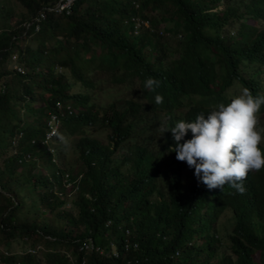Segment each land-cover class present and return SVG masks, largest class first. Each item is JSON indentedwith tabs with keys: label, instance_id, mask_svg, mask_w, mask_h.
Wrapping results in <instances>:
<instances>
[{
	"label": "trees",
	"instance_id": "obj_1",
	"mask_svg": "<svg viewBox=\"0 0 264 264\" xmlns=\"http://www.w3.org/2000/svg\"><path fill=\"white\" fill-rule=\"evenodd\" d=\"M18 1L25 12L11 13L15 22H5L9 27L0 32V264H264V169L243 181L242 194L227 184L209 190L174 152L164 154L158 140L155 149L150 133L144 142L132 135V125L121 130L122 99L107 107L109 123L121 130L113 149L95 167L85 166L77 191L59 198L66 164L51 161L38 137L22 145L11 138L24 120L21 109L37 118L40 109L31 104L36 96L42 99V92L49 94V107L56 99L87 100L66 94L69 84L52 66L77 78L80 69L110 79L141 72L145 58L139 48L149 47L160 60L168 52L166 36L176 33L180 58L200 42L197 20H203V40L213 33L208 21L216 15L206 10L216 0H73L67 13L47 9L56 0ZM138 4L155 27L162 26L159 36L133 35L138 28L129 17ZM0 12L9 13L4 6ZM3 49L14 54L15 62L5 59ZM224 51L215 63L224 66L229 54L231 69L219 72L227 84L240 77L242 51L237 46ZM39 67L48 73L27 74ZM62 121L72 134L71 118ZM137 150L141 154L134 159L130 153ZM131 177L138 189L132 188ZM67 201L70 207L64 208ZM224 215L227 221L219 223Z\"/></svg>",
	"mask_w": 264,
	"mask_h": 264
},
{
	"label": "clouds",
	"instance_id": "obj_2",
	"mask_svg": "<svg viewBox=\"0 0 264 264\" xmlns=\"http://www.w3.org/2000/svg\"><path fill=\"white\" fill-rule=\"evenodd\" d=\"M206 12L216 15L208 21L213 33L203 40V20H197L200 42L184 56L178 58L177 54L180 33L172 34L176 39V55L170 59L165 53L156 60L152 57L157 55L156 51H150L147 46L139 48L145 58L143 70L125 74L129 75L130 81L138 78V90L144 101L135 99L133 93L136 89L129 84L127 96L109 103L125 100L122 104L126 115L121 130L132 125V135L143 138L144 142L150 133L155 149L158 148V140L164 147V154L171 153L172 156L174 152L176 159L194 169L197 180L209 190H222L227 184L242 194L246 190L243 181L250 174L264 169V124L260 126L258 119V113L264 109V78L261 77L264 73V0H216ZM129 20L138 28L132 30L135 36L142 32L159 36L162 31L147 19L145 11L140 12L139 4ZM7 28L0 25V32ZM236 46L242 51L241 64L237 67L240 77L223 84L219 72L222 68L231 69L229 54L224 66L215 63L216 59L219 55L226 56L224 50L230 52ZM3 50L5 59L15 62L14 54ZM80 70L77 71L79 78L72 75L87 91L66 94H80L87 100L77 103L70 98L56 99L49 107L45 100L49 94L42 92V99L35 98L40 100V104H31L40 109L37 118L28 120L19 111L24 120L15 127L11 137L14 144L22 145V140L34 142L38 137L51 155V161L58 166L67 142L76 136L73 150L83 169L85 166L95 167L97 160L113 149L115 135L121 130H116L108 121L109 103L100 114L97 112L90 100L92 83L80 74ZM48 71L39 67L33 71L30 69L27 74L43 76ZM51 71L62 74L63 81L71 85L64 78L65 72L57 65L52 66ZM233 81L241 84L240 94L234 92ZM228 87L232 88L226 96L224 91ZM36 89L35 94L38 95L40 90L37 93ZM43 93H47V97H43ZM65 117H70L75 125L72 134L67 133L63 124ZM94 124L107 130L105 143L86 134L87 127ZM56 141L59 142L58 147L54 145ZM58 149L62 150L59 157L56 154ZM118 154L115 151L113 155L116 157ZM140 154L137 150L130 156L137 159ZM83 169L71 172V167H67L61 180L64 189L68 185L64 196L69 197L79 189ZM129 181L133 189H138L134 177ZM79 264L84 263L79 261Z\"/></svg>",
	"mask_w": 264,
	"mask_h": 264
},
{
	"label": "rangeland",
	"instance_id": "obj_3",
	"mask_svg": "<svg viewBox=\"0 0 264 264\" xmlns=\"http://www.w3.org/2000/svg\"><path fill=\"white\" fill-rule=\"evenodd\" d=\"M0 4H3L4 7L9 11V13H3L0 12V25L5 26V22H10L11 25L12 23L16 20V17L12 15L11 13H14L16 16L19 12L24 13L25 9L20 5L18 0H0ZM10 14V17L6 19V15ZM156 17L155 14H153V19ZM249 23H252V21H248ZM264 23V22H263ZM261 23V24H263ZM9 27V26H5ZM162 28L161 25H158L156 27L157 30H160ZM167 41V46H168V52L166 53V56L168 59L174 57L176 55V52L174 51L175 45H176V39L172 35L166 36ZM20 45L26 44L25 39H20L19 40ZM35 42L33 40H30L28 43V46L33 45ZM25 56V55H24ZM21 59H23V57ZM80 74L87 78L88 80L91 81L92 87L89 90L90 93V100L93 102L95 109L97 112L100 114L104 108L110 101L113 99L117 98H123L128 95V85L131 84L133 87H135V93H133V96L135 99L139 101H144L145 99L141 96L140 91L138 90L139 87V81L138 78H135L133 81H130L129 75L123 74L121 76V79H117L115 77L114 79L108 78L104 73L99 72V71H94V72H87L83 71L82 69L80 70ZM242 75L244 73L242 72ZM251 77V76H249ZM261 77L264 78V73L261 74ZM64 78L71 83V85L67 88V93H76V92H86L87 90L84 89L82 85H80L76 80L75 77L69 73H64ZM231 86L234 89V92H238V94L241 93V84H239L236 81H233L231 83ZM232 87L226 88L224 91V94L227 96L230 93V90ZM36 92L38 93V89H36ZM47 93H43V97H47ZM258 96V95H257ZM40 104V100L36 99L34 102V106H37ZM24 110H20V114L24 116L26 119H30V116H26L24 113ZM258 119H259V125L264 124V109H262L261 112L258 113ZM106 133L107 130L102 127L99 124H94L92 126L87 127L86 134L90 135L91 137L96 138L102 143L106 142ZM76 140V136H73L71 140L67 142L66 147L64 148V154L61 156L58 165L60 162L65 163L67 167H71V172L77 171L79 169H83V166L80 164L79 159L76 156L75 151L73 150V144ZM55 146H59V142L54 143ZM17 171H19L17 169ZM44 171H39V173H43ZM58 187V186H57ZM36 191V190H35ZM39 191V189H37ZM56 195L59 196V198L64 197L65 195V190L64 187L60 184L58 187V190L56 191ZM70 207V203L67 201L65 203L64 208ZM228 215H224L220 217L219 223H225L227 221ZM221 226V224H219ZM221 232H224V227L219 229ZM201 242L200 239H196L195 244L198 245ZM19 246L18 245H11V249H15L16 251H19ZM0 250L2 251V246L0 245Z\"/></svg>",
	"mask_w": 264,
	"mask_h": 264
},
{
	"label": "built area",
	"instance_id": "obj_4",
	"mask_svg": "<svg viewBox=\"0 0 264 264\" xmlns=\"http://www.w3.org/2000/svg\"><path fill=\"white\" fill-rule=\"evenodd\" d=\"M72 1L73 0H56L55 3L52 5V7L51 8L47 7V9H52L54 12L65 11V13H67L70 10ZM65 186L66 188L64 190L66 191L68 185Z\"/></svg>",
	"mask_w": 264,
	"mask_h": 264
}]
</instances>
